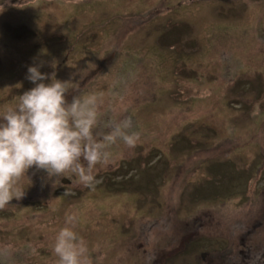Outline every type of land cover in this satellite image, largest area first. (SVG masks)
I'll use <instances>...</instances> for the list:
<instances>
[{"label": "rangeland", "instance_id": "1", "mask_svg": "<svg viewBox=\"0 0 264 264\" xmlns=\"http://www.w3.org/2000/svg\"><path fill=\"white\" fill-rule=\"evenodd\" d=\"M0 6V117L35 86L26 79L28 67L43 63L42 73L72 82L69 101L102 94L103 119L130 116L141 133L134 147H112L92 187L61 177L56 211L50 205L43 212L33 201L40 193L52 204L41 188L55 178L29 169L31 183L21 181L25 195L8 212L0 209L3 264H16L4 252L12 243L29 255L28 264H57L53 245L70 226L66 215L75 217L71 226L91 264H145L146 252L166 240L147 226L157 219L161 226L162 211L180 205L182 215L208 224L220 218L230 232L244 202L257 210L248 197L256 195L257 203L264 197V0H0Z\"/></svg>", "mask_w": 264, "mask_h": 264}, {"label": "clouds", "instance_id": "2", "mask_svg": "<svg viewBox=\"0 0 264 264\" xmlns=\"http://www.w3.org/2000/svg\"><path fill=\"white\" fill-rule=\"evenodd\" d=\"M43 66L28 67L26 79L35 86L19 95L17 103L5 108L0 117V209L25 195L21 181H30L29 169L55 178L53 186L60 184L61 177L74 175L79 183L92 187L97 166L112 160V147L118 142L134 147L141 137L130 116L103 119L102 94L88 93L69 101L72 82L56 79L55 73H42ZM74 220L73 215H66L70 226L56 235L57 264H91L83 239L71 226Z\"/></svg>", "mask_w": 264, "mask_h": 264}, {"label": "flooded vegetation", "instance_id": "3", "mask_svg": "<svg viewBox=\"0 0 264 264\" xmlns=\"http://www.w3.org/2000/svg\"><path fill=\"white\" fill-rule=\"evenodd\" d=\"M43 189V196L51 195L53 198L52 204L46 203L45 199L37 198L40 193L33 201L43 212L44 208L50 205L53 211H56L54 194L58 196L59 186H53L51 181L50 185H43L41 190ZM256 198V195L248 197L250 202L258 207L257 210L251 212L249 202H244L245 211L241 213L244 215L235 217L230 232L222 229V224L228 225V223L220 218H218L219 223L208 224L205 219H190L182 215L185 208L180 205L169 208L166 212L162 211L161 215L167 216L166 221L159 226L160 220L157 219L148 223L147 226L151 229L149 233L152 237L154 233L162 232L166 240L162 245H155L152 248L153 251L146 252L149 254L145 264H264V197L262 201H259L260 204L257 203ZM55 214L53 213L52 216ZM208 227L210 232L207 231ZM19 234L22 236L23 233ZM11 245V249L4 250L6 256H13L9 262L15 260L16 264H28L29 255H23L24 253L20 250L13 248V243ZM139 246H142V243H139ZM27 251L28 249L25 253ZM3 256V254L0 255V264H3L2 261L5 259ZM38 264L54 263L46 261V263Z\"/></svg>", "mask_w": 264, "mask_h": 264}, {"label": "water", "instance_id": "4", "mask_svg": "<svg viewBox=\"0 0 264 264\" xmlns=\"http://www.w3.org/2000/svg\"><path fill=\"white\" fill-rule=\"evenodd\" d=\"M66 181H68V179L67 178H65L64 180H63V182L65 183Z\"/></svg>", "mask_w": 264, "mask_h": 264}]
</instances>
